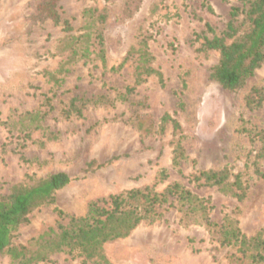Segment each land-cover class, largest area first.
<instances>
[{"label":"rangeland","instance_id":"374dc122","mask_svg":"<svg viewBox=\"0 0 264 264\" xmlns=\"http://www.w3.org/2000/svg\"><path fill=\"white\" fill-rule=\"evenodd\" d=\"M40 1L0 0V121L5 123L0 194L52 172L63 171L71 180L55 192L53 203L28 214L11 245L27 244L47 226L65 224L69 215H84L91 200L151 185L165 169L166 178L154 188L179 182L207 198L210 223L177 200L165 203L154 222L106 241V258L112 264H251L236 244L222 241L220 229L228 220L247 236L264 227V155L259 154L264 98L253 107L245 101L252 88L264 87V62L241 88L230 91L209 76L218 52L198 50L202 39L197 38L224 30L233 6L239 7L234 22L241 21L246 0H140L130 13L124 12L126 0H56L58 23L38 15ZM90 8L105 17L88 29L83 13ZM87 30L88 56H73L65 36ZM142 35L161 77L150 75L135 85L130 60L112 67ZM165 113L178 121L179 130L170 121L161 129ZM177 143L185 155L179 168L172 166ZM223 167L247 184L241 200L218 185L190 180L198 170ZM0 264H12L5 251ZM36 264L94 263L60 251Z\"/></svg>","mask_w":264,"mask_h":264},{"label":"trees","instance_id":"16d2710c","mask_svg":"<svg viewBox=\"0 0 264 264\" xmlns=\"http://www.w3.org/2000/svg\"><path fill=\"white\" fill-rule=\"evenodd\" d=\"M133 2L135 7H131ZM246 2L247 7L241 21L234 22L239 7L233 6L230 10L232 19L224 30L212 36L197 35V38L202 39L198 50L204 53L218 52L217 62L210 68V78L230 91L241 88L246 79L252 76L264 62V0H246ZM139 3L140 0H126L124 12L130 13ZM37 9L42 19L50 18L55 23L60 22L56 0H41ZM83 14L88 29L95 21L105 17L101 14L95 15V9L91 8L86 9ZM62 24L66 32L71 30L67 20H63ZM97 36L100 46L98 56L104 62L102 35ZM90 37L89 30L78 36L67 34L65 38L69 41L65 45L71 49L73 56L86 57L90 52L88 43ZM76 41L81 42L74 47ZM129 60L134 64L135 85L140 84L150 75L161 77L160 72L151 65L152 55L145 36L142 35L137 46H131L118 66L112 68H120ZM133 89V86L127 87V92ZM263 98L264 87L252 88L246 96V106H258ZM168 121L172 122L175 130L180 129L178 121L165 113L161 117L162 130L163 124ZM3 124L4 121H0V126ZM240 130L248 132L243 125ZM259 138L263 141L259 154L263 156L264 133L259 135ZM184 157L183 149L177 143L172 166L179 168L180 161ZM90 165L91 162L88 163V166ZM166 176L165 169H161L156 181L151 185L125 189L91 200L84 215H69L65 224L59 222L56 227L47 226L27 244L18 246L11 245V240L20 225L28 221V214L40 205L53 203L55 192L68 184L71 179L67 173L58 171L36 178L31 183L15 184L9 193L0 194V252H7L12 264H36L48 261L52 254L60 251L69 254L78 253L94 264H112L103 253V244L106 241L128 236L141 222H154L161 216L160 207L165 203L171 205L174 200H177L180 206L199 211L201 217L209 224L207 209L211 206L207 198L199 197L179 182L167 184L162 191L154 188L156 183ZM190 180L197 186L218 185L222 191L231 193L238 200L244 197L247 187L240 174L230 173L227 167L218 170H198L191 174ZM57 213L60 218L65 216L60 209H57ZM220 230L223 234L222 241L236 244L238 250L249 258L251 264H264V227L247 236L237 225H233L232 221L228 220L221 225Z\"/></svg>","mask_w":264,"mask_h":264}]
</instances>
